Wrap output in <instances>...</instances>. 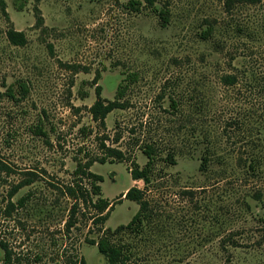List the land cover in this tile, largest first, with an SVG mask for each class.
<instances>
[{"label":"rangeland","instance_id":"374dc122","mask_svg":"<svg viewBox=\"0 0 264 264\" xmlns=\"http://www.w3.org/2000/svg\"><path fill=\"white\" fill-rule=\"evenodd\" d=\"M3 1L0 159L13 172L0 182L1 238L33 264H75L81 257L107 264L88 239L129 222L138 203H115L102 224L92 221L91 206L81 205L67 228L74 201L59 188L73 181L77 159L105 154L102 143L143 166L140 146L154 142L148 188L132 179L126 161L91 166L103 175L102 196L110 200L133 185L145 188L149 219L119 237L135 264H264V0L238 4L232 14L223 0H171L166 25L152 8L131 10L128 0ZM36 5L45 30L36 25ZM11 26L25 33L24 45L9 40ZM131 72L138 77L125 81L129 106L112 110L100 126L89 111L96 85L114 99ZM226 74L236 81L225 82ZM21 82L28 87L23 97ZM168 152L174 164L164 160ZM27 171L37 180L13 201L33 195L8 216L9 190ZM3 255L0 247V261Z\"/></svg>","mask_w":264,"mask_h":264},{"label":"trees","instance_id":"16d2710c","mask_svg":"<svg viewBox=\"0 0 264 264\" xmlns=\"http://www.w3.org/2000/svg\"><path fill=\"white\" fill-rule=\"evenodd\" d=\"M39 1V0H38ZM226 12L233 13L238 4H255L260 2V0H223ZM2 9L5 14H7L5 8V2L1 0ZM127 7L131 10L140 11L143 7L152 8L160 18V22L166 25L170 21L171 16V0H128L126 3ZM21 6V5H20ZM35 16L36 25L42 30L47 29L44 22V17L42 15L39 6H35ZM213 29V24L210 23L208 29L204 31V36H209ZM7 36L9 40L14 44L24 45L27 42V37L23 31L17 30L14 26L9 27L7 30ZM50 52H53L52 43H47ZM138 75L135 72L128 73L125 79L119 84L116 96L114 99H107L101 95V86L96 85V100L89 107V111L92 118L100 125L106 126L107 115L116 108H126L129 103L123 100V97L128 89V85L125 81L129 79L130 81H135ZM99 75L95 76L93 79V84H97ZM223 80L229 84L236 81V77L231 74H226L223 76ZM22 97L28 93V87L25 82L20 83ZM8 93L12 98H16V90L12 85L8 87ZM171 107L177 108V103L175 99L172 98ZM38 132L40 134L46 135V131H43L38 127ZM118 140V138L116 139ZM105 149L104 155L101 157L77 159L76 167L73 171L74 179L71 183L64 185L59 188L61 192L73 199V205L70 210V217L67 221L66 227L71 228L77 222V212L81 209V205H89L94 211L92 221L95 224H102L108 220L111 211L114 209V205L117 202L122 201L126 198L131 201L138 203L139 208L137 212L132 216L129 222L125 224H120L116 228L107 227L102 230L101 235L97 240L88 239L91 244H96L98 250L102 253L107 261V264H135L132 256V251L126 247L119 237L125 233H130L131 231H138L139 227H142L144 221L150 217V201L146 197L145 188L138 187L136 185L131 186L126 192H123L115 200H110L109 198L102 196L101 182L104 180L102 174L94 172L91 170V166L94 162L99 161L100 163H105L108 158H113L117 161L128 162L129 171L131 173L133 180H143L145 187H149L153 181L155 160L157 159L158 147L154 142L145 143L140 146L143 153L147 156L146 163L141 166L132 155L128 154L125 150H122L113 146H106L102 143ZM164 160L174 164L175 157L173 152H168ZM208 162V157L205 155L202 159L200 165L201 169H205ZM13 169H8L6 163L0 159V182L5 181L6 176H10ZM38 174L34 171H27L25 177L21 178L19 181L14 183L8 193V203L6 205L5 212L8 216H11L13 211L19 207H24L27 202L31 199L33 191H28L16 201H13L15 194L24 186L32 184L37 180ZM233 239V238H232ZM230 238V240H232ZM234 245H237V241ZM0 247L4 251L3 259L0 264H33L30 256L18 253L13 250L9 243L1 238L0 236ZM40 258L36 256L35 261ZM75 264H86V260L81 257L79 261H75ZM59 264V263H57Z\"/></svg>","mask_w":264,"mask_h":264},{"label":"crops","instance_id":"0c3cea01","mask_svg":"<svg viewBox=\"0 0 264 264\" xmlns=\"http://www.w3.org/2000/svg\"><path fill=\"white\" fill-rule=\"evenodd\" d=\"M127 190H128V189H127ZM127 190H126V191H127ZM126 191H125V192H126Z\"/></svg>","mask_w":264,"mask_h":264}]
</instances>
